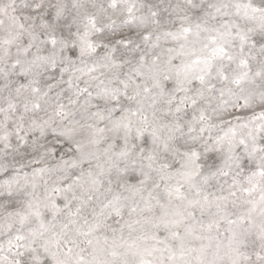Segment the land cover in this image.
Here are the masks:
<instances>
[{
    "label": "snow or ice",
    "instance_id": "1",
    "mask_svg": "<svg viewBox=\"0 0 264 264\" xmlns=\"http://www.w3.org/2000/svg\"><path fill=\"white\" fill-rule=\"evenodd\" d=\"M0 264H264V0H0Z\"/></svg>",
    "mask_w": 264,
    "mask_h": 264
}]
</instances>
